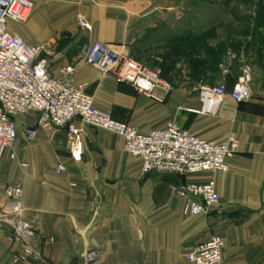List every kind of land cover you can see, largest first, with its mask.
Wrapping results in <instances>:
<instances>
[{"label":"crops","instance_id":"obj_1","mask_svg":"<svg viewBox=\"0 0 264 264\" xmlns=\"http://www.w3.org/2000/svg\"><path fill=\"white\" fill-rule=\"evenodd\" d=\"M32 1L29 19L10 22L9 29L43 49L39 59L51 77L73 69L69 78L85 87L97 110L142 134L174 124L212 143L232 137L238 150L227 173H144L114 133L78 123L83 154L75 161L66 130H39L28 142L22 127L35 126L36 117L22 116L19 137L0 160V264H86L87 251L97 253L96 264H192L187 253L213 236L224 241L221 264H264V52L255 67L243 54H228L217 77H203L207 26L199 1ZM81 18L90 29L79 26ZM96 42L157 72L168 89L160 85L146 96L87 64L84 52ZM245 69L252 75L251 99L216 98L209 111L201 88L218 84L230 91ZM59 165L63 175L56 173ZM209 180L220 203L199 216L186 214L187 201L171 187ZM8 184L23 188L21 218L35 232L27 242L33 256L21 263L15 256L26 243L16 239L12 217L2 211Z\"/></svg>","mask_w":264,"mask_h":264},{"label":"built area","instance_id":"obj_2","mask_svg":"<svg viewBox=\"0 0 264 264\" xmlns=\"http://www.w3.org/2000/svg\"><path fill=\"white\" fill-rule=\"evenodd\" d=\"M33 9L32 0H0V160L19 137L20 117L33 114L35 126L22 127L27 141L33 142L39 130L50 131L53 135L66 130L68 147L75 161H80L83 154L77 128L80 123L123 138L125 152L141 160L144 173L185 176L229 172L228 160L238 150L234 138L212 143L174 124L142 134L132 125L116 121L110 114L97 110L85 87L73 84L69 78L73 69L64 70L62 78L51 77L45 61L39 59L43 49L23 42L9 29L10 22L25 23ZM78 23L90 29L84 18ZM83 59L118 81L132 85L140 94L149 96L160 85L168 89L157 72L107 44H90ZM251 83L252 75L245 69L230 91L225 85L203 86L201 101L208 104L228 95L237 103L247 102L252 97ZM212 110L215 108L209 111ZM11 159H15L13 154ZM65 171L63 165L56 168L59 175ZM171 190L187 201L185 212L193 216L207 213L221 201L214 180L189 182L172 186ZM5 192L7 201L2 211L12 217L16 239L26 243L25 249L15 256V261L25 262L33 256L27 242L35 237V232L21 218L24 190L19 185L8 184ZM223 250V239L213 236L194 246L186 258L192 264H221ZM97 257L94 251L82 255L86 264H96Z\"/></svg>","mask_w":264,"mask_h":264},{"label":"rangeland","instance_id":"obj_3","mask_svg":"<svg viewBox=\"0 0 264 264\" xmlns=\"http://www.w3.org/2000/svg\"><path fill=\"white\" fill-rule=\"evenodd\" d=\"M196 1L202 4V24L211 36L209 47L222 46L227 54H243L244 62L259 66L264 52V19L259 18L264 14V0ZM210 19H217V23L209 25Z\"/></svg>","mask_w":264,"mask_h":264},{"label":"trees","instance_id":"obj_4","mask_svg":"<svg viewBox=\"0 0 264 264\" xmlns=\"http://www.w3.org/2000/svg\"><path fill=\"white\" fill-rule=\"evenodd\" d=\"M260 19H264V14L259 15ZM210 35H208L207 30H204L201 35V54L202 60L199 63L200 67L203 69L202 76L215 78L218 76L222 67L225 65V59L227 56V49L224 47H219L216 49L209 47ZM238 55V54H237ZM193 66H191L192 68Z\"/></svg>","mask_w":264,"mask_h":264},{"label":"bare ground","instance_id":"obj_5","mask_svg":"<svg viewBox=\"0 0 264 264\" xmlns=\"http://www.w3.org/2000/svg\"><path fill=\"white\" fill-rule=\"evenodd\" d=\"M208 104H209V105H208V109H209V110L214 109V107H215V109H216V106H217V105L214 106V104H215L214 101L211 102V103L209 102Z\"/></svg>","mask_w":264,"mask_h":264}]
</instances>
